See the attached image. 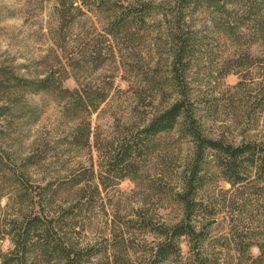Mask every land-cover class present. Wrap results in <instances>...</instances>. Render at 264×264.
<instances>
[{"label": "rangeland", "instance_id": "rangeland-1", "mask_svg": "<svg viewBox=\"0 0 264 264\" xmlns=\"http://www.w3.org/2000/svg\"><path fill=\"white\" fill-rule=\"evenodd\" d=\"M254 4L263 31L230 4L0 0V259L13 221L39 215L67 219L69 238L94 247L95 260L137 264L183 217L177 192L197 145L179 125L145 130L183 95L205 137L264 145V0ZM183 46L178 85L171 66ZM128 145L133 163L116 164ZM202 166L204 243L182 237L181 256L157 264H254L264 175L246 168L233 185L212 150Z\"/></svg>", "mask_w": 264, "mask_h": 264}, {"label": "trees", "instance_id": "trees-1", "mask_svg": "<svg viewBox=\"0 0 264 264\" xmlns=\"http://www.w3.org/2000/svg\"><path fill=\"white\" fill-rule=\"evenodd\" d=\"M189 5L193 4L195 7L203 6H217L220 7L225 4H230L233 8L241 9L244 13L254 16L256 23H260L258 30L263 31L260 15L254 8V0H184ZM232 8V9H233ZM225 11H229L227 8ZM122 24V25H121ZM124 22L118 21L116 27L125 26ZM230 26V25H229ZM238 24H233L227 28V31L234 35L238 30ZM185 46L179 47L177 50L174 63L171 66L174 80H179L184 75V71L178 67V64L183 60ZM182 71V72H181ZM26 80V79H25ZM49 77L39 79L38 82L42 84V89L47 88ZM25 82H29L26 80ZM30 82L37 83L35 80ZM185 96V97H184ZM105 97L102 98V101ZM180 126L183 131L192 136L196 143V158L191 163L188 171L184 172L182 176L183 188L182 191L177 192L180 206L183 207V217L178 223L169 229H164L165 233L163 239L151 248V251H146L137 264H157L165 260H169L170 256L174 254L177 258L181 256V249L178 246V240L186 237L198 249L204 243L203 231H197L196 221V196L197 191L203 187V177L201 172L203 170V160L205 158L206 150L215 152L218 164L223 170V173L228 182L233 185L242 183L245 180L247 169L252 167L260 176L264 175V145L256 143L255 141H242L238 145L227 143L223 140L210 139L203 135L200 129L196 114L189 109L186 95L179 97L166 109L159 111L145 127V130L150 134H158L174 129ZM121 152L115 158L116 164H123L125 161L133 163L134 147L128 145L126 148H121ZM262 174V175H261ZM66 220L46 218L42 219L39 215L25 216L20 220L13 221V229L8 232L11 238V249L4 254L0 259V264H109L108 260L96 258L94 247L84 248L73 242L67 232H65ZM261 255L254 261V264H264V243L260 245ZM201 251V250H198ZM198 260L201 255H197ZM202 260V259H201ZM204 260L200 261L203 264ZM111 264V263H110ZM113 264H127L121 258H116Z\"/></svg>", "mask_w": 264, "mask_h": 264}]
</instances>
